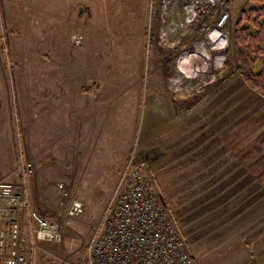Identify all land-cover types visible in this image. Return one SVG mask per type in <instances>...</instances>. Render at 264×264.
<instances>
[{"label":"rangeland","instance_id":"obj_1","mask_svg":"<svg viewBox=\"0 0 264 264\" xmlns=\"http://www.w3.org/2000/svg\"><path fill=\"white\" fill-rule=\"evenodd\" d=\"M189 1L0 0V178L21 181L28 162L32 207L61 234L34 264H83L131 154L194 264H264V136L251 126L264 100L241 81L231 41L249 3L229 0L226 36L186 24ZM68 88L96 114L64 125ZM8 217L1 206L0 229Z\"/></svg>","mask_w":264,"mask_h":264},{"label":"built area","instance_id":"obj_2","mask_svg":"<svg viewBox=\"0 0 264 264\" xmlns=\"http://www.w3.org/2000/svg\"><path fill=\"white\" fill-rule=\"evenodd\" d=\"M182 8L193 28L227 36V0H190ZM129 157L86 242L83 264H194L184 237L146 177L144 162ZM15 169L21 181L0 178V207L9 211L6 226L0 229V264H34L39 244L59 241L61 234L54 220L31 205L24 179L31 165L20 160ZM81 210L82 202L72 199L68 214Z\"/></svg>","mask_w":264,"mask_h":264},{"label":"trees","instance_id":"obj_3","mask_svg":"<svg viewBox=\"0 0 264 264\" xmlns=\"http://www.w3.org/2000/svg\"><path fill=\"white\" fill-rule=\"evenodd\" d=\"M248 3L237 13L231 41L241 81L264 100V0Z\"/></svg>","mask_w":264,"mask_h":264},{"label":"crops","instance_id":"obj_4","mask_svg":"<svg viewBox=\"0 0 264 264\" xmlns=\"http://www.w3.org/2000/svg\"><path fill=\"white\" fill-rule=\"evenodd\" d=\"M186 24H189V23H186ZM186 36H188V34ZM185 46H189V43H187V45H185ZM182 55L181 54L179 55L180 56L179 60L181 59L183 61L185 57L182 56ZM70 94H71V90H70V88H68L67 92L63 95L62 103H61L62 110H63L62 111L63 124L64 125L68 124V126L74 125L75 123H79V122H82L84 120L87 121L86 120V111L89 109V108H86L85 104H81L80 101H79V104H76L77 103V98L76 97H73V98L71 97L70 98ZM31 100L33 101L32 98H31ZM35 101L37 103L40 102V100H38V98H36ZM31 104H32V102H31ZM91 107L92 106H90V108ZM254 108L255 109L253 111L255 113H257V114H256V116L254 118V122L255 123L253 125H251V126L256 127L257 132L259 134H261L262 136H264V103H260L259 105H257V107H254ZM7 110L8 109L5 108L3 110V112H2V116L3 117L5 116V118H8V111ZM19 110H20V108H19ZM95 110H97V108L96 107H92L91 111L90 110H88V111H90L91 113H95ZM20 111L18 113V116H17L16 120H18V123L20 125H22V121L24 120L23 119L24 116H22V114H20ZM9 121L10 120L7 119V121L5 123H2V125L3 126H7ZM3 131H4L5 134H7L8 130H6V127H5V129ZM68 131H69V128H68ZM88 131H90V130H88ZM19 152H21V151H19ZM14 162H15V157L10 162H7L5 166L8 167L10 164L12 165ZM22 218H23V216L21 217V220H22ZM21 224H22V231H23V230H25V225H24L25 223L21 222Z\"/></svg>","mask_w":264,"mask_h":264}]
</instances>
